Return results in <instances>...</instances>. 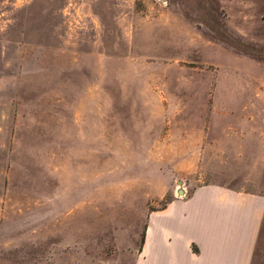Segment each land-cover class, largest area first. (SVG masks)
Returning <instances> with one entry per match:
<instances>
[{
	"label": "rangeland",
	"instance_id": "374dc122",
	"mask_svg": "<svg viewBox=\"0 0 264 264\" xmlns=\"http://www.w3.org/2000/svg\"><path fill=\"white\" fill-rule=\"evenodd\" d=\"M223 177L264 192V0H0V264H133Z\"/></svg>",
	"mask_w": 264,
	"mask_h": 264
},
{
	"label": "crops",
	"instance_id": "0c3cea01",
	"mask_svg": "<svg viewBox=\"0 0 264 264\" xmlns=\"http://www.w3.org/2000/svg\"><path fill=\"white\" fill-rule=\"evenodd\" d=\"M180 190L149 212L133 264H254L264 192L229 177Z\"/></svg>",
	"mask_w": 264,
	"mask_h": 264
}]
</instances>
